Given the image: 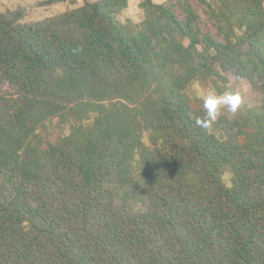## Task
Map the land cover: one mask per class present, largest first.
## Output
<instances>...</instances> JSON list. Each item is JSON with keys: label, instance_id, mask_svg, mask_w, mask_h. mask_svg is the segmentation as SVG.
<instances>
[{"label": "trees", "instance_id": "1", "mask_svg": "<svg viewBox=\"0 0 264 264\" xmlns=\"http://www.w3.org/2000/svg\"><path fill=\"white\" fill-rule=\"evenodd\" d=\"M253 1L252 32L206 1L222 40L163 5L122 20L127 0L33 23L0 11V264H264ZM230 74L260 100L205 130L192 88L231 92Z\"/></svg>", "mask_w": 264, "mask_h": 264}, {"label": "rangeland", "instance_id": "2", "mask_svg": "<svg viewBox=\"0 0 264 264\" xmlns=\"http://www.w3.org/2000/svg\"><path fill=\"white\" fill-rule=\"evenodd\" d=\"M47 0H0V11L7 9L24 10V18L22 22L33 23L44 18L63 13L75 7L84 5L86 2L97 0H60L56 3L47 4ZM206 1L216 0H127V7L121 14L122 20L130 19L135 23L143 24L147 17V11L152 6L163 5L175 16L183 21L191 22L193 28L199 30L200 34H209L217 40H222V35L218 31L217 22L210 16L209 7ZM232 6L238 9L241 15L243 26L246 30L254 29V14L262 8L256 7L253 0H229ZM262 5L261 7H263ZM255 11V12H254ZM158 13H156L157 15ZM254 34V33H253ZM254 43L264 47V28L259 29L257 35L254 34ZM231 92L239 93L242 97V103L254 107L258 104L261 92L251 84L248 80L239 79L233 74L229 75ZM6 89L10 88L9 84L5 85ZM194 95L202 99L206 97L209 89L204 85H195L192 88Z\"/></svg>", "mask_w": 264, "mask_h": 264}, {"label": "clouds", "instance_id": "3", "mask_svg": "<svg viewBox=\"0 0 264 264\" xmlns=\"http://www.w3.org/2000/svg\"><path fill=\"white\" fill-rule=\"evenodd\" d=\"M241 103L242 97L239 93L225 92L218 95L213 90L203 98V109L205 112L203 121L197 119L196 123L205 130H211L222 109L226 108L228 112L235 114Z\"/></svg>", "mask_w": 264, "mask_h": 264}]
</instances>
